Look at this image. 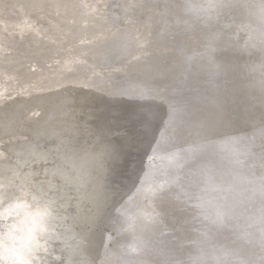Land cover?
<instances>
[{
    "label": "water",
    "instance_id": "water-1",
    "mask_svg": "<svg viewBox=\"0 0 264 264\" xmlns=\"http://www.w3.org/2000/svg\"><path fill=\"white\" fill-rule=\"evenodd\" d=\"M22 1V13L19 0H0V7L8 18L17 12L46 24L54 17L53 5L80 6V0H46L40 10ZM210 2L99 1L103 15L113 13L118 31L93 45L105 54L88 59L97 115L88 116L93 132L77 133L88 148L60 153L77 165L72 169L76 183L61 180L52 190L26 181L32 167L46 175L53 168L43 163L44 154H53L60 178L70 168L54 147L40 148L41 136L49 134L45 144L54 139L51 131L40 134L33 127L30 154L25 136L32 133L16 128L14 136L24 137L0 136V151L12 157L0 158V264H69L75 252L90 255L87 262L96 258L97 264H264V14L259 29L242 28L232 37L233 29L209 14ZM135 8L140 20L125 21ZM65 26L76 31V24ZM38 40L36 35L15 44L16 56L27 66L39 68L53 51L49 44L32 50ZM119 58L126 64L115 73L95 71L99 63L110 66ZM132 64L152 75L127 74L124 69ZM143 74L150 78L140 79ZM202 106L210 107V120ZM208 121L211 127L205 128ZM181 123L194 138L186 129L176 131ZM202 128L210 132L208 138H202ZM85 158L95 169L86 170ZM11 159L20 164L21 177L10 174L18 169ZM89 183L99 188L104 203L93 221L74 229L66 217L47 209L61 193H75L80 203Z\"/></svg>",
    "mask_w": 264,
    "mask_h": 264
},
{
    "label": "bare ground",
    "instance_id": "bare-ground-1",
    "mask_svg": "<svg viewBox=\"0 0 264 264\" xmlns=\"http://www.w3.org/2000/svg\"><path fill=\"white\" fill-rule=\"evenodd\" d=\"M29 1L39 9L44 2L46 3V0ZM52 1L55 3V0ZM99 1L100 0H80V6H78L76 2L75 5L72 3L69 4V2L68 5L65 2L59 5L55 4L52 7V15H54V17L52 19H47L46 24L37 21V19H30V17L25 14H21L23 6L26 5L22 0H19L16 4L18 11H21L20 14L16 12V17H6L3 9L0 7V136L5 139L8 138L9 140H17V137H24L23 135L14 136L13 131H16V128L19 131L22 128L26 132L32 133L31 136H25L28 139L25 143L26 153L30 154L34 144L31 148L28 142L31 141L32 143L36 137L33 127L39 128L40 134L51 131L54 139L49 140L48 143L45 144L43 140L49 139V134L41 136L40 143L42 141V144L40 148L43 150V148L47 149L46 146L54 147V153H58V156L62 159V163L66 167H70L64 169L62 177L60 178L57 176L58 172L56 170V161L53 158V154L50 153V157L44 154L46 160L43 163H48L46 165L52 166L53 168H51V170L49 169V171L46 169L48 173V175H46L45 169L39 171L40 169L32 167V170L27 174L26 181H34L35 185L45 183L50 189L57 190L56 188L58 183H61V180L68 179L72 181V183L73 181L76 183V180L72 176V172H74L72 169L74 167L76 168L77 165H73V162L70 160L68 162L69 156L64 157L60 153H65V151L68 150H70L71 153L79 152L82 149L85 150L88 148L87 143L83 144V146L82 142L77 140V138H79L77 133L79 131L83 132L82 129L89 128L90 131L93 132L94 124L89 119L91 117L88 116L91 115L96 117L97 115L96 107L94 106L95 99L92 96L95 94V89L91 85L95 80L91 78V72L88 71L90 69L88 59L91 60V58L100 56V52L105 54L106 51L104 48L96 49L93 45H96L98 41L102 42L105 38L107 39V36L110 38L111 36L113 37L114 34H117V32L114 33V31H118L113 25V13L111 12L110 15H107L109 18L107 19L105 15L109 12L103 15V12L100 10ZM15 11H17V9ZM130 11L133 14H126L124 20L129 21V18L133 16L134 21L138 22L140 20L138 9L135 8ZM67 22L77 25L75 32L71 31L72 28L68 27L69 29H66L67 26H65V24H67ZM247 25L248 24L245 26ZM227 26L232 27L231 24ZM227 26H224V28H227ZM245 28L249 32L251 31V27L247 26ZM73 33H75V36H73ZM70 34H72L71 37ZM36 35L40 36V40L33 44L32 50L37 51L39 49L43 51V45L46 46V44L52 45L53 50H50L51 54L48 55L46 63L42 66L39 65V68L34 63H28L27 66L26 62L22 61V59L19 60L16 54L20 51L15 47V44L23 43V39L26 40L31 36L36 37ZM43 36H45V38ZM44 40H49L50 42L46 43ZM150 41H152V38L149 39L148 42ZM170 41L171 39L168 40L166 49L169 48ZM142 46L143 45H139L138 47L142 48ZM143 49L144 48H142V50ZM119 59V61L117 60L110 63V66L98 62L99 64L94 66L96 67L95 71L100 73L105 71L115 73L114 71L119 70L120 65L125 63L122 58ZM124 71L127 72V74H137L140 72L151 74V72L139 69L138 65L136 66L135 64L130 65V67L126 65ZM149 78V75L144 76L143 74L140 79L146 80ZM91 92L92 94H90ZM204 107L206 106H202L200 110L205 115L204 117L210 120V112H207L210 107H206L205 109ZM51 116H56V122L53 121L51 123ZM182 125L183 123L179 124V128L177 127L176 131L179 130L181 133H184L183 130L186 129L194 138V133L189 130L187 124H185V128H182ZM209 125L210 123L208 121V126L204 127L210 128L211 126ZM209 135L210 132L202 128V138H208ZM93 145L95 144L93 143ZM56 147L58 148V152ZM90 153H92L91 150ZM7 155L8 154L5 153L4 150L0 151V158H4ZM9 158L12 157H6L7 161ZM13 160L14 159L10 160L12 161V165L14 167L17 166L18 169L10 174L13 178L18 177V175L21 177L22 170L19 168L20 164H16ZM17 160L23 162L20 158H17ZM89 160L91 159L85 158V168L91 171L92 167L95 169V165ZM31 162L33 164H38V160ZM32 163L26 162L29 166H32ZM43 167L45 168V165H43ZM92 173L95 175L94 172ZM5 181L7 180L5 179ZM80 181L81 184L82 179ZM19 182L22 186L29 188L22 180ZM86 184H88V182ZM63 188H65V186H62V189ZM5 193L8 194L7 192ZM61 194L64 196L62 195L63 197L60 198L61 200L58 201V203H56L57 200L50 199V204L47 205V209L49 211L55 209V213L66 217L69 225L74 229H77L75 228L76 226H84L90 220L93 221L104 206L103 201L99 197V188L96 189L95 186H92V183L87 185L84 190V196L82 197V195H80V203L74 200L77 196L75 193H73V195ZM64 202L66 205L62 204ZM8 203L9 205L13 204L11 202ZM101 203H103L102 207L100 206ZM55 204H61L62 208L58 207V205L54 208ZM74 204L76 205V209H73ZM15 207H17L16 203L13 205V208ZM75 212L76 216L73 215ZM72 216H75V222ZM88 237L89 234L86 232V238ZM80 240L84 242L85 245L87 243V247L89 246V241ZM83 248H85V246H83ZM73 256L75 260L73 262L69 261V264H81V262L82 264H97L96 258L87 262L86 257H92L84 252L82 254L80 252H75Z\"/></svg>",
    "mask_w": 264,
    "mask_h": 264
},
{
    "label": "rangeland",
    "instance_id": "rangeland-1",
    "mask_svg": "<svg viewBox=\"0 0 264 264\" xmlns=\"http://www.w3.org/2000/svg\"><path fill=\"white\" fill-rule=\"evenodd\" d=\"M210 1L209 14L216 17L214 20L217 24L223 26L231 24L232 27L227 26V28L231 27L233 29L232 37H238L239 30L246 29L247 26L251 27V30L259 29L260 23L263 22L261 16L264 14V0ZM246 24L248 25L245 26Z\"/></svg>",
    "mask_w": 264,
    "mask_h": 264
}]
</instances>
